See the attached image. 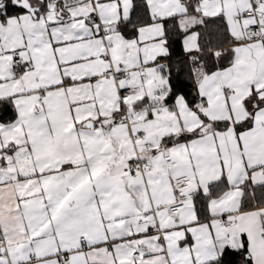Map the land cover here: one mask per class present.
<instances>
[{"label":"snow or ice","instance_id":"6c2138e0","mask_svg":"<svg viewBox=\"0 0 264 264\" xmlns=\"http://www.w3.org/2000/svg\"><path fill=\"white\" fill-rule=\"evenodd\" d=\"M0 264H264V0H0Z\"/></svg>","mask_w":264,"mask_h":264}]
</instances>
